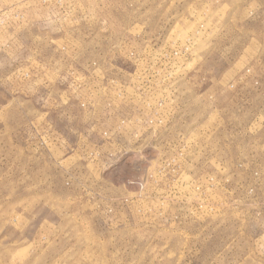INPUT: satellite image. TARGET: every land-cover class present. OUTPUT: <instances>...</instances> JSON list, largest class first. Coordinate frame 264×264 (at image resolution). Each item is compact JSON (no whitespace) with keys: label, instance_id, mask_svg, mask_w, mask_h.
<instances>
[{"label":"rangeland","instance_id":"1","mask_svg":"<svg viewBox=\"0 0 264 264\" xmlns=\"http://www.w3.org/2000/svg\"><path fill=\"white\" fill-rule=\"evenodd\" d=\"M0 264H264V0H0Z\"/></svg>","mask_w":264,"mask_h":264}]
</instances>
